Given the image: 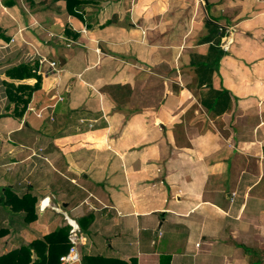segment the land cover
Here are the masks:
<instances>
[{
    "label": "crops",
    "instance_id": "obj_1",
    "mask_svg": "<svg viewBox=\"0 0 264 264\" xmlns=\"http://www.w3.org/2000/svg\"><path fill=\"white\" fill-rule=\"evenodd\" d=\"M74 10L0 0V257L68 227L67 264H264V0Z\"/></svg>",
    "mask_w": 264,
    "mask_h": 264
},
{
    "label": "trees",
    "instance_id": "obj_2",
    "mask_svg": "<svg viewBox=\"0 0 264 264\" xmlns=\"http://www.w3.org/2000/svg\"><path fill=\"white\" fill-rule=\"evenodd\" d=\"M60 0H44V2H56ZM65 3L66 11L71 16H77L75 12V7L81 4L87 3V0H61ZM29 65H20L11 70L8 74L11 76H17L19 80L34 77L36 83L30 87L26 85L14 86L12 84H6V96L9 102L15 104V114L14 117H21L25 111L26 104L28 103L30 94L40 87V77L37 76L35 71L37 64ZM25 96V98H24ZM21 106L20 108H17ZM8 192V191H7ZM6 200L4 201L5 205L10 206L14 211L24 212V221L29 223L34 220L33 206L35 199L29 195L21 196L17 198L16 196L6 194ZM86 220V218H84ZM68 227L58 228L54 232L44 236L41 240H35L30 245L26 247H20L16 251L10 252L4 256L0 257V264H4L7 261H10L11 264H28L29 262V253L31 249H34L36 252L40 247H44L47 250V255L42 257L43 264H58L59 257L64 253L62 251L70 248L69 242L66 240L68 235ZM61 251V252H60ZM12 260V261H11ZM90 257L82 258V264L86 262H91ZM34 264V263H33Z\"/></svg>",
    "mask_w": 264,
    "mask_h": 264
},
{
    "label": "built area",
    "instance_id": "obj_3",
    "mask_svg": "<svg viewBox=\"0 0 264 264\" xmlns=\"http://www.w3.org/2000/svg\"><path fill=\"white\" fill-rule=\"evenodd\" d=\"M49 65L51 67L54 66L53 62H50ZM39 113L37 114V116L39 117ZM69 242H70V248L67 252V254L63 255L62 257L59 258V262L60 264H67V263H71V262H75L78 260V254L76 252V244H78L79 242V235L77 233V230H75L74 228H72L69 231Z\"/></svg>",
    "mask_w": 264,
    "mask_h": 264
}]
</instances>
